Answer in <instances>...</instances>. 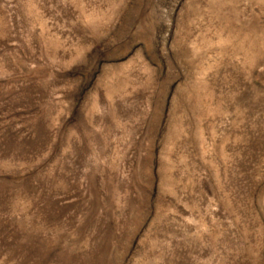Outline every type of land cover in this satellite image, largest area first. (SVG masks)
<instances>
[{
  "label": "rangeland",
  "instance_id": "374dc122",
  "mask_svg": "<svg viewBox=\"0 0 264 264\" xmlns=\"http://www.w3.org/2000/svg\"><path fill=\"white\" fill-rule=\"evenodd\" d=\"M0 264H264V0H0Z\"/></svg>",
  "mask_w": 264,
  "mask_h": 264
}]
</instances>
